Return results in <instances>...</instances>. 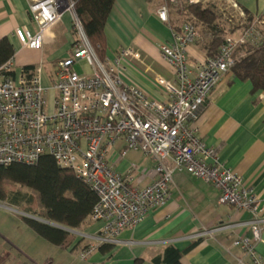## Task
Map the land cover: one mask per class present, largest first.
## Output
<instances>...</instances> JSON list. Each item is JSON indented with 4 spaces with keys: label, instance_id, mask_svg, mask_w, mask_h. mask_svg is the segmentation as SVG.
I'll list each match as a JSON object with an SVG mask.
<instances>
[{
    "label": "built area",
    "instance_id": "1",
    "mask_svg": "<svg viewBox=\"0 0 264 264\" xmlns=\"http://www.w3.org/2000/svg\"><path fill=\"white\" fill-rule=\"evenodd\" d=\"M26 1L37 30L32 34L15 28V39L22 46L41 49L45 32L65 11L72 14L78 38L70 54L56 63L54 79L47 87L42 83L41 63L28 73L21 69L17 77L6 74L12 72L13 57L0 66V167L15 162L33 164L49 155L96 193L98 201L90 220L102 226L94 237L96 244L83 248L77 257L87 259L99 245H111L123 230L134 228L148 211L164 204L173 173L186 171L219 189L220 204L250 214V236L233 243L250 256L252 264H261L256 245L264 230V209L241 177L219 161L217 150L205 145L192 124L222 74L234 65L236 48L264 43L256 28L260 22L248 24L244 12L231 4L238 12V16L230 15L238 26L235 32L225 36L215 57L195 63L189 62L187 53L199 37L197 25L186 21L178 30L171 29L170 42L159 48L174 79L155 76L168 94L167 100L157 101L122 80L125 61L143 64L134 46L121 48L101 62L82 32L71 0ZM167 9L163 2L156 10L163 23L169 21ZM81 60L90 66V74L75 70ZM121 141L119 160L129 151L153 160L149 184L136 185L134 172L139 168L135 164L117 172L107 161L110 148Z\"/></svg>",
    "mask_w": 264,
    "mask_h": 264
},
{
    "label": "crops",
    "instance_id": "2",
    "mask_svg": "<svg viewBox=\"0 0 264 264\" xmlns=\"http://www.w3.org/2000/svg\"><path fill=\"white\" fill-rule=\"evenodd\" d=\"M218 1L229 6L234 3L243 12L246 10L253 21L264 23V0H201L216 8L227 32L232 29L230 33L235 32V20L230 19L228 7H219ZM27 2L0 0V37L8 38L14 47L12 76L17 77L24 66L35 68L41 63L42 83L47 87L54 79L56 63L70 54L71 44L78 37L72 14L65 11L45 32L41 49L22 46L15 39V28H24L32 34L37 30L28 15ZM163 2L115 0L104 24L105 56L134 46L143 64L125 61L120 73L122 80L157 101L167 100L168 94L155 76L174 79V72L161 57L159 47L171 40L168 22L182 25L169 7V21L159 20L156 10ZM198 34V39L188 46L187 59L191 63L207 57L202 45L210 34ZM217 83L192 124L205 145L217 150L219 161L241 177L264 209V93L252 91L251 82L238 79L231 70L223 73ZM122 146L123 142H118L107 161L117 172L135 164L139 168L134 172L136 185L149 184L153 160L137 151H129L119 160L117 154ZM219 193L208 182L186 171H175L164 204L148 211L134 228L118 234L110 250L97 247L84 260H77V254L96 244L94 237L102 226L100 222L88 219L79 229H69L64 246H57L28 227L20 210L0 201V264H155L153 258L161 256L168 246L183 251L180 264H252L250 256L233 243L250 236V214L220 204ZM260 237L256 254L264 264V230Z\"/></svg>",
    "mask_w": 264,
    "mask_h": 264
},
{
    "label": "trees",
    "instance_id": "3",
    "mask_svg": "<svg viewBox=\"0 0 264 264\" xmlns=\"http://www.w3.org/2000/svg\"><path fill=\"white\" fill-rule=\"evenodd\" d=\"M114 1L71 0L85 38L101 62L106 52L104 24ZM164 2L175 11L182 24L194 22L200 34H210V39L202 46L207 57H215L225 36L233 31L227 32L216 8L208 3H189L187 0ZM244 14L248 24L252 23L253 17L246 10ZM168 23L172 30L179 29L171 21ZM256 28L264 41V23ZM14 52L9 39L0 37V66L11 59ZM232 57L234 65L229 70L238 79L250 81L252 91L261 90L264 93V43L240 45ZM33 69L34 66L27 65L22 71L28 73ZM6 74L12 75V72ZM0 201L25 214L23 220L39 236L53 245L64 246L69 235L68 229L83 226L90 219L98 199L96 193L72 171L60 167L51 156L42 155L33 164L15 162L0 167ZM111 246L113 244H101L98 249L108 251ZM182 254L183 251L168 246L161 256L153 258V262L180 264Z\"/></svg>",
    "mask_w": 264,
    "mask_h": 264
},
{
    "label": "rangeland",
    "instance_id": "4",
    "mask_svg": "<svg viewBox=\"0 0 264 264\" xmlns=\"http://www.w3.org/2000/svg\"><path fill=\"white\" fill-rule=\"evenodd\" d=\"M218 5H219V7H228V9H227V13L229 14H232V15H234V16H238V12L234 9V8H232L231 6H229V4H227L226 2H224V1H222V2H219L218 1ZM259 25V24H258ZM261 26V25H260ZM75 28V27H74ZM74 32L76 33V35H77V37H78V32H77V30H76V28H75V30H74ZM75 70L77 71V73H79V74H90L91 72H92V70H91V68H90V66L87 64V63H85V61L84 60H81V61H79V63L77 62V63H75ZM49 97H50V94H47L46 95V98H47V100H49ZM118 143V142H117ZM116 143V144H117ZM115 144V145H116ZM114 145V146H115ZM112 148H114V147H112ZM112 148H110V150L112 149ZM56 257H58V256H56ZM79 258L77 257V260H78Z\"/></svg>",
    "mask_w": 264,
    "mask_h": 264
},
{
    "label": "water",
    "instance_id": "5",
    "mask_svg": "<svg viewBox=\"0 0 264 264\" xmlns=\"http://www.w3.org/2000/svg\"><path fill=\"white\" fill-rule=\"evenodd\" d=\"M82 32H83V29H82ZM83 34H84V32H83ZM84 36H85V34H84ZM85 37H86V36H85ZM31 217L36 218V217H34V216H31ZM36 219H39V218H36Z\"/></svg>",
    "mask_w": 264,
    "mask_h": 264
}]
</instances>
